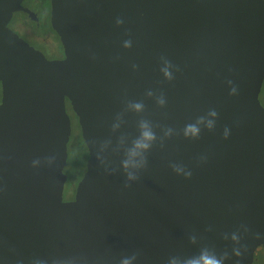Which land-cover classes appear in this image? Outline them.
I'll return each mask as SVG.
<instances>
[{
	"label": "water",
	"instance_id": "water-1",
	"mask_svg": "<svg viewBox=\"0 0 264 264\" xmlns=\"http://www.w3.org/2000/svg\"><path fill=\"white\" fill-rule=\"evenodd\" d=\"M20 2L0 0V264H170L204 248L252 264L264 0H54L60 60L9 27ZM67 99L88 150L72 200ZM145 122L155 139L126 170Z\"/></svg>",
	"mask_w": 264,
	"mask_h": 264
},
{
	"label": "flooded vegetation",
	"instance_id": "flooded-vegetation-1",
	"mask_svg": "<svg viewBox=\"0 0 264 264\" xmlns=\"http://www.w3.org/2000/svg\"><path fill=\"white\" fill-rule=\"evenodd\" d=\"M20 4L21 7L13 12L8 24L9 27L30 45L41 51L49 60L65 58V48L61 36L53 25L54 0H21ZM2 95V82L0 81V105L2 103ZM260 98L264 100V85ZM66 102L73 124L75 118L78 119V117L73 112L68 99ZM72 140L71 137L68 145L69 158L65 167V172L68 175L64 190L65 200L74 199L77 184L85 171L77 170L80 157L83 153L78 146L73 145L72 149H70V145L73 143ZM74 150H77L76 159L72 158ZM69 163H71V172H68L67 169ZM252 264H264V245L256 249L255 260Z\"/></svg>",
	"mask_w": 264,
	"mask_h": 264
},
{
	"label": "clouds",
	"instance_id": "clouds-1",
	"mask_svg": "<svg viewBox=\"0 0 264 264\" xmlns=\"http://www.w3.org/2000/svg\"><path fill=\"white\" fill-rule=\"evenodd\" d=\"M127 46V45H126ZM165 75L168 77H171V73L168 71L167 68L164 69ZM236 89L233 88V92H235ZM164 101L161 100L160 103H163ZM133 107L139 111L142 109V104H135ZM212 115L214 116L215 113L213 112ZM209 127L212 126V121H209ZM143 131L141 134V138L138 139L135 142V145L132 149L128 152V159L123 161L124 168L126 170L130 168H139L144 163V157L143 153L147 149L151 147V141L155 139V134L151 131L149 125L145 122L141 125ZM199 132V129L195 126H189L186 130V134H197ZM139 157L140 159H137ZM178 171H181V169H177ZM190 175V173H188ZM128 178L129 180H133L136 178L135 174L132 171H128ZM227 238V237H226ZM232 239L238 241L239 236L235 233L232 234ZM234 252L237 256H239L241 253L239 249H234ZM228 258V253L225 252L223 255H217L214 251L204 248L201 250L199 256L194 258H189L185 260H180L178 258H171L170 264H225V260ZM135 259V257L130 258H124L121 262V264H132V261Z\"/></svg>",
	"mask_w": 264,
	"mask_h": 264
},
{
	"label": "rangeland",
	"instance_id": "rangeland-1",
	"mask_svg": "<svg viewBox=\"0 0 264 264\" xmlns=\"http://www.w3.org/2000/svg\"><path fill=\"white\" fill-rule=\"evenodd\" d=\"M261 101H262V103L264 105V100L262 98H261ZM72 138H73V143H71L70 149H72L73 145L74 146H78L79 148H81V152L83 153L81 155L80 161L78 163L77 170L78 171L85 170V168H86V158L88 156V153L86 154V151H85L86 148L82 144L81 128H80V125H79V122H78L77 118H75V120L73 121V124H72ZM70 162H71V159H70ZM70 168H71V163H69V165L67 166L68 172H71Z\"/></svg>",
	"mask_w": 264,
	"mask_h": 264
},
{
	"label": "trees",
	"instance_id": "trees-1",
	"mask_svg": "<svg viewBox=\"0 0 264 264\" xmlns=\"http://www.w3.org/2000/svg\"><path fill=\"white\" fill-rule=\"evenodd\" d=\"M72 139H73V138H72ZM72 141H73V140H72ZM82 144L85 146V148H86L85 151H86V154H87V153H88V151H87V147H86V144H85V142H84L83 139H82ZM76 151H77V150H74V151H73V154H72V158H73V159H74V158H75V159L77 158V157H76ZM80 158H81V157H80ZM73 159H72V160H73Z\"/></svg>",
	"mask_w": 264,
	"mask_h": 264
}]
</instances>
